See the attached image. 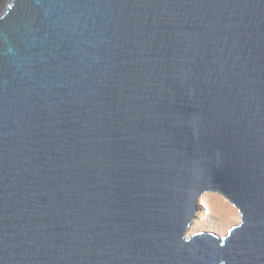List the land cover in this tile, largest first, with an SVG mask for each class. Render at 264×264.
Listing matches in <instances>:
<instances>
[{
  "label": "water",
  "instance_id": "1",
  "mask_svg": "<svg viewBox=\"0 0 264 264\" xmlns=\"http://www.w3.org/2000/svg\"><path fill=\"white\" fill-rule=\"evenodd\" d=\"M0 264H264V0H8Z\"/></svg>",
  "mask_w": 264,
  "mask_h": 264
},
{
  "label": "rangeland",
  "instance_id": "2",
  "mask_svg": "<svg viewBox=\"0 0 264 264\" xmlns=\"http://www.w3.org/2000/svg\"><path fill=\"white\" fill-rule=\"evenodd\" d=\"M5 3L7 1L3 2ZM197 208L200 211L188 232L189 237L198 233H209L223 239L233 227L240 224V216L236 209L218 195H203Z\"/></svg>",
  "mask_w": 264,
  "mask_h": 264
},
{
  "label": "bare ground",
  "instance_id": "3",
  "mask_svg": "<svg viewBox=\"0 0 264 264\" xmlns=\"http://www.w3.org/2000/svg\"><path fill=\"white\" fill-rule=\"evenodd\" d=\"M4 1L5 2L7 1V3H8V0H0V15H2V13H3L6 5H7V3L3 4Z\"/></svg>",
  "mask_w": 264,
  "mask_h": 264
}]
</instances>
